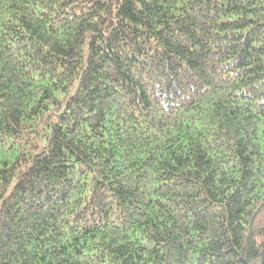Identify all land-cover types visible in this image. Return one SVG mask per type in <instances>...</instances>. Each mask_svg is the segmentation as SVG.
<instances>
[{"label": "trees", "instance_id": "trees-1", "mask_svg": "<svg viewBox=\"0 0 264 264\" xmlns=\"http://www.w3.org/2000/svg\"><path fill=\"white\" fill-rule=\"evenodd\" d=\"M263 204L264 0H0V264H245Z\"/></svg>", "mask_w": 264, "mask_h": 264}, {"label": "water", "instance_id": "water-1", "mask_svg": "<svg viewBox=\"0 0 264 264\" xmlns=\"http://www.w3.org/2000/svg\"><path fill=\"white\" fill-rule=\"evenodd\" d=\"M262 206H264V204ZM260 207L258 209H260ZM258 209L253 213L252 217L250 218L249 224H248L247 246H246V252H245V257H244L245 264H250L249 252H250V248L252 244L251 227H252L253 218L256 215ZM258 257L260 258V264H264V236H263V240L261 244V251L259 252Z\"/></svg>", "mask_w": 264, "mask_h": 264}]
</instances>
